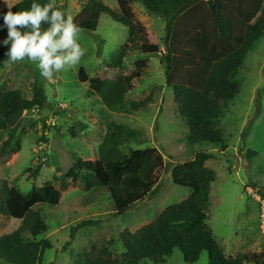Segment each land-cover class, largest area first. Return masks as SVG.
Listing matches in <instances>:
<instances>
[{"label":"rangeland","instance_id":"1","mask_svg":"<svg viewBox=\"0 0 264 264\" xmlns=\"http://www.w3.org/2000/svg\"><path fill=\"white\" fill-rule=\"evenodd\" d=\"M19 0H8L16 4ZM119 11L117 0H103ZM74 17L82 8V0H55ZM3 6L7 7L5 0ZM137 18L146 26V40L159 46L156 54L130 52L124 64L108 66L119 47L128 40V28L113 20L107 13L100 17L96 31L81 30L78 42L86 50L75 67L55 74L53 79L42 78L35 64L25 60L9 65L0 72V88L20 90L27 98L36 87L45 89L48 101L43 110H29L8 120V127L0 130V193L5 182L13 181L24 193L35 186L54 184L55 176L64 173L76 158L96 159L111 122L128 125L136 137L120 147L131 157L124 167L137 169L139 158L148 153L157 164L150 171L147 187L139 194L123 201H113L108 194H91L81 180L72 181L62 191L59 205L42 204L37 207L48 225L43 236L52 247L46 251L45 264H75L83 252L94 244L111 240L113 255L122 258L125 250L119 239L124 230L135 231L155 220L169 205L187 198L192 189L177 182L178 169L189 166L198 151L207 150L214 156L206 165L216 172L209 204L206 208L208 224L227 256L243 251H264V38L249 52L236 80L240 92L225 107V116L216 121L224 134L226 145L215 147L188 141L189 127L179 116L174 90L166 84L165 65L161 61L166 21L148 12L139 2L133 3ZM148 58V67L126 100L141 101L150 94L152 102L145 110L133 114L108 109L101 97L90 90L89 83L79 80L84 68L90 78H115L135 68V60ZM2 118L0 117V121ZM46 127L49 142L43 144ZM59 128L60 131H57ZM19 146L18 149H14ZM41 161L38 176L28 177L26 170ZM255 184V186L253 185ZM100 220L99 225L73 226L83 220ZM22 220L0 213V235L11 233ZM73 233V237L71 236ZM68 242L70 244L68 245ZM0 264H9L0 259ZM140 264H209L203 252L196 263H188L175 248L165 260H142ZM244 264H254L245 262Z\"/></svg>","mask_w":264,"mask_h":264},{"label":"trees","instance_id":"2","mask_svg":"<svg viewBox=\"0 0 264 264\" xmlns=\"http://www.w3.org/2000/svg\"><path fill=\"white\" fill-rule=\"evenodd\" d=\"M82 1V8L73 17L81 30L96 31L103 13L128 28V40L112 56L108 63L111 67H121L130 52L156 54L160 51L158 45L146 40L147 28L136 16L135 1L166 21L160 59L165 65L166 84L174 90L179 116L190 129L188 141L191 145L205 142L216 148L225 146V136L216 121L225 116V107L240 92L235 78L247 54L264 38V0H117L119 11L103 0ZM35 2L43 5L49 0ZM32 3L33 0H19L13 11L29 9ZM57 7L67 15L62 6ZM7 11L0 0V25ZM7 35L8 29L0 27V72L5 67V53L10 47L3 44ZM148 63V58H138L134 70L128 74L118 73L115 78H90L82 67L79 80L88 82L90 90L101 97L108 109L133 114L146 110L153 99L150 94L141 101L126 100V94L142 79ZM47 101L48 96L41 86L35 88L31 98L17 89L0 88V130L8 127V120L20 115L21 111L43 110ZM46 128L41 136L43 144L49 142L46 132L53 127ZM136 135L128 125L111 122L97 146L98 157L76 158L64 173L55 176L60 183L58 188L54 184H44L24 193L13 181L5 182L0 193V213L20 219L22 223L13 232L0 235V259L9 264H45L44 256L52 245L43 238L48 225L37 207L59 205L62 191L72 181L81 180L88 193L108 194L116 202L141 193L148 185L147 179L157 160L153 149L148 148V153L139 158L137 169L124 167L131 157L121 153L120 147ZM18 148L14 149L18 151ZM213 156V152L198 151L189 166L176 171L177 182L192 189L187 198L167 206L155 220L135 231L127 229L120 233L125 250L122 258L113 255L112 241L106 240L92 245L75 264L158 262L171 256L175 248L188 263H196L201 254L207 252L209 264H264V251L246 250L236 256H227L208 224L206 208L217 175L206 161ZM40 169L41 161L26 173L29 178L37 177ZM259 191L264 196V190L259 188ZM99 223L100 220H83L73 226V230Z\"/></svg>","mask_w":264,"mask_h":264},{"label":"clouds","instance_id":"3","mask_svg":"<svg viewBox=\"0 0 264 264\" xmlns=\"http://www.w3.org/2000/svg\"><path fill=\"white\" fill-rule=\"evenodd\" d=\"M5 4L8 11L0 27L8 29L3 44L10 45L5 53L9 65L30 61L42 78L51 80L80 63L86 52L78 42L81 29L71 15L57 7L55 0L43 5L33 0L31 7L23 11H13L15 4L8 0ZM45 24L47 28H43Z\"/></svg>","mask_w":264,"mask_h":264}]
</instances>
